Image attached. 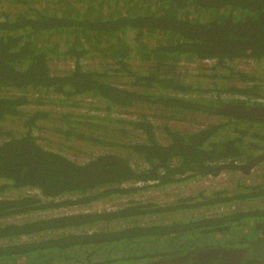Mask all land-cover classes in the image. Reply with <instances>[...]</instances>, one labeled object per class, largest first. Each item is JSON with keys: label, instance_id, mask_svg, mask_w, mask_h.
Instances as JSON below:
<instances>
[{"label": "trees", "instance_id": "1", "mask_svg": "<svg viewBox=\"0 0 264 264\" xmlns=\"http://www.w3.org/2000/svg\"><path fill=\"white\" fill-rule=\"evenodd\" d=\"M258 109L264 0H0V264H262L264 176L133 196L264 164Z\"/></svg>", "mask_w": 264, "mask_h": 264}, {"label": "rangeland", "instance_id": "2", "mask_svg": "<svg viewBox=\"0 0 264 264\" xmlns=\"http://www.w3.org/2000/svg\"><path fill=\"white\" fill-rule=\"evenodd\" d=\"M190 67V65H187ZM55 68H61L62 67V63H56L54 65ZM68 68V65H65L64 66V69H67ZM187 69V68H185ZM87 105V104H85ZM51 135V138L55 137L53 136L52 134ZM53 136V137H52ZM56 138V137H55ZM58 139H55V141L53 142H57ZM264 164L262 165V167L255 171L253 173L254 177L250 178V179H247L246 177H236L235 179H233L232 181L228 178V179H225V180H219V181H215V184L213 182V179L212 178H204L202 179L201 181L200 180H197V181H194V180H188L183 183H180V184H177V185H170L168 187H159V188H155V189H151V190H145V191H140L139 193H135L133 196L142 200V199H150L151 201L153 202H157V203H160V204H165L167 202H171L175 199H177L179 197V195H183V196H190V195H196L198 193H200L201 191L204 192L205 194H210L212 192H214L215 190H227L229 191V193L233 192L234 190H236V188L241 185V183H244V184H251V183H254L259 177L261 176H264ZM241 182V183H240ZM250 182V183H248ZM124 200H127V198H123ZM122 199H119L118 201H120ZM258 203V202H256ZM113 205H116V202H112V203H109L108 202H103V203H99V204H96L95 206H93V208L89 207L90 210H93V209H111ZM240 205H242V208H245V207H248V208H251L254 206V203H249V202H246L244 201L243 203H241ZM215 210V208H213ZM77 208H71V209H67L65 211H63V209H56V210H50L48 213H51V212H54V213H63V212H71V211H76ZM213 210H209V212H211ZM218 212H221L220 209L216 210ZM197 214L199 215H203L205 214L204 212L202 211H199ZM210 213H206L205 215H208ZM183 216H186V214H178V215H175V216H171L170 218H175V217H183ZM16 220H20V219H16ZM93 257L97 260H101L103 259V257L101 256V253L97 252L95 255H93Z\"/></svg>", "mask_w": 264, "mask_h": 264}, {"label": "built area", "instance_id": "3", "mask_svg": "<svg viewBox=\"0 0 264 264\" xmlns=\"http://www.w3.org/2000/svg\"><path fill=\"white\" fill-rule=\"evenodd\" d=\"M215 63V60L214 59H204V60H201V61H199V62H196V63H194V62H192V63H188V62H186V63H184V65L185 66H187V65H190V67L189 66H187L189 69H191V70H193L194 71V69L195 68H197L199 65H201V66H205V67H211L213 64ZM256 65V63L255 62H245V61H242V62H240L239 63V66L240 67H242V68H245V69H249V68H252V67H254ZM264 163V162H263ZM263 164H261V165H259V166H255V167H253L248 173H241V172H239L238 174L237 173H234V174H231V173H229V172H227V171H222V172H220L219 174H217V175H210V176H207V177H205V178H212L213 179V182H214V184H215V181H219V180H225V179H230L231 181L233 180V179H235L236 177H240V175H242L243 177H246L247 179H250V178H252V177H254V175H253V173L255 172V171H257V170H259L260 168H261V166H262ZM204 179V178H203ZM202 180V179H201ZM200 180V181H201ZM221 211H227L228 210V208L227 207H218ZM99 209V208H98ZM94 210V209H93ZM93 210H90L89 209V207H82V208H80V209H77L76 211H93Z\"/></svg>", "mask_w": 264, "mask_h": 264}, {"label": "flooded vegetation", "instance_id": "4", "mask_svg": "<svg viewBox=\"0 0 264 264\" xmlns=\"http://www.w3.org/2000/svg\"><path fill=\"white\" fill-rule=\"evenodd\" d=\"M239 109V108H238ZM234 110V109H233ZM234 113H236L239 116H249L251 114L247 113V114H242L240 112V110L235 111ZM258 115H262L264 116V109H258L257 110ZM254 252V251H253ZM253 252H251L250 249H239L238 251H231L229 253V257L232 259V261L234 260L235 262H238L240 264H244L246 261L249 260L251 254H253ZM255 253L257 254V260L261 261L262 264H264V253L263 250L260 251H255Z\"/></svg>", "mask_w": 264, "mask_h": 264}, {"label": "clouds", "instance_id": "5", "mask_svg": "<svg viewBox=\"0 0 264 264\" xmlns=\"http://www.w3.org/2000/svg\"><path fill=\"white\" fill-rule=\"evenodd\" d=\"M217 191H219V190H217ZM218 207H224V206H220V205H219ZM228 210H230V209H228ZM228 210H227V211H228Z\"/></svg>", "mask_w": 264, "mask_h": 264}, {"label": "bare ground", "instance_id": "6", "mask_svg": "<svg viewBox=\"0 0 264 264\" xmlns=\"http://www.w3.org/2000/svg\"><path fill=\"white\" fill-rule=\"evenodd\" d=\"M184 62V61H183Z\"/></svg>", "mask_w": 264, "mask_h": 264}]
</instances>
